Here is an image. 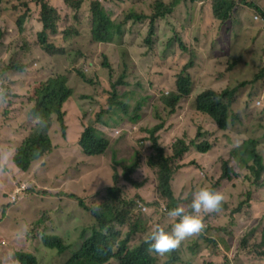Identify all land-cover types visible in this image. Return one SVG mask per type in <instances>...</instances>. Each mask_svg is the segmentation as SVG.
Instances as JSON below:
<instances>
[{
    "label": "trees",
    "instance_id": "trees-1",
    "mask_svg": "<svg viewBox=\"0 0 264 264\" xmlns=\"http://www.w3.org/2000/svg\"><path fill=\"white\" fill-rule=\"evenodd\" d=\"M227 1L239 12L249 10V23L253 16L260 14L255 11L256 7L264 5V0ZM205 2L17 0L10 9L17 34L23 32L28 22L38 27L32 36L42 54L53 63V71L23 92L15 89L11 92V96L23 93L26 97L33 122L29 127L33 131L17 144L12 160L17 169L25 172L35 160L52 152L48 125L57 121L65 132L63 105L74 97L77 83L90 89L88 94H81L84 96L78 101L79 120L83 121L86 114L79 111L81 105L91 103L99 108L77 139L84 162L104 155L111 142L109 137L117 138L121 134V127L108 111L110 108L125 110L127 106L123 103L134 96L168 92L161 99L162 105L174 112L180 102L188 113L185 124H179L176 129L171 126L162 133L163 137L168 133L172 138L183 136L177 140L176 146L181 143L182 146L174 151L173 158L192 147L190 149L198 152L199 157L206 155L209 160H216L224 182L215 184L230 197L227 199L224 194L225 204L228 202L229 206L215 216L221 217L222 232L230 231L231 234L236 223L245 227L236 240L238 254L235 259L240 255L247 260L235 262L264 264V181H260L264 172V45L252 52L237 51L231 45H228L229 54L222 51L221 44L226 42L212 24V10L215 19L230 27L237 16L235 12L231 13L233 10L226 1H221L219 8L213 6L211 11L202 10L196 14L194 7ZM1 4L2 0L0 13ZM260 31L261 27L249 26L239 41L247 37L252 42L263 43ZM29 40L30 37H25L23 43ZM82 43L86 45L85 50L80 48ZM77 59L83 60V69L77 66ZM113 63L116 67L122 66L121 78L104 87L105 72L112 69ZM216 65L223 66L226 71L233 67L245 68L249 78L230 87L223 73L205 83ZM25 69L23 61L2 68L17 75ZM244 92H247V100L241 99ZM139 106L140 102L135 110ZM106 114L110 118L104 121ZM138 118L139 115H135L129 120L135 122ZM162 127L157 124L150 133L154 135ZM162 149L157 139L152 138L146 161L156 172L161 196L175 207L178 201L170 185L171 164L175 160L166 157ZM197 160L190 165H196ZM111 163L112 168L119 163L114 153ZM137 166L135 155V160L126 169L131 171ZM115 184L106 187L101 198L100 191L95 193L89 189L99 201L90 206L84 204L83 198L69 194L89 213L93 224L88 226L89 234L83 238L78 250L60 264H108L113 259L119 264L156 263L157 253L149 250L147 239L140 238L138 244L130 246L131 238L137 234L136 224H132L126 233L119 229L126 221L127 205L121 206L122 191ZM191 191L193 188L188 190L182 203ZM40 242L58 254L69 249L62 238L55 235L43 234ZM178 252L175 248L169 251L170 261L176 259ZM223 253L220 264H227V252ZM14 255L17 264H56L38 260L31 252L18 250Z\"/></svg>",
    "mask_w": 264,
    "mask_h": 264
},
{
    "label": "rangeland",
    "instance_id": "rangeland-1",
    "mask_svg": "<svg viewBox=\"0 0 264 264\" xmlns=\"http://www.w3.org/2000/svg\"><path fill=\"white\" fill-rule=\"evenodd\" d=\"M16 3L17 0H2L0 13V264H17L14 253L18 250L31 252L43 262L60 264L66 261L72 252L78 250L83 238L89 234L88 226L92 222L89 213L81 208L75 199L70 198L69 194L83 198L84 204L90 206L99 202L95 193L100 191L101 198L104 189L112 186L114 182L122 191L121 206L127 205L126 221L119 229L126 233L132 224H136L138 228L137 234L131 238V247L138 244L140 238L147 239L157 224L170 230L174 221L163 209L167 202L158 189L154 168L148 166L146 161L149 138L138 134L136 129L131 133L130 122L125 123V129L117 137L118 140L110 138L111 142L104 155L84 162L77 139L84 129L83 126L95 118L94 115L99 112V108L91 103L89 106L86 103L81 105L79 111L86 114L83 121L79 120L78 101L84 96L81 94L86 95L90 92V89L81 83L74 85L76 87L74 97L63 105L66 117L64 123L67 126L65 132H62L63 128H60L57 121H52L48 125V136L53 145L52 152L35 160L25 172L14 165L12 157L15 147L33 131L29 130L33 122L26 97L23 93L11 96V92L13 89L23 92L28 86L42 80L44 75L53 71V63L42 54L32 36L38 27L28 22L24 25L23 32L17 34L10 13L11 7ZM249 12L246 10L242 13ZM227 26L225 24L220 29V34L226 42L225 45L221 44L222 51L229 54L228 45L234 48L235 36L229 35ZM25 37H30V40L24 44ZM80 48L85 50V43H82ZM89 58L92 59L93 56L89 55ZM21 61L26 65L23 73L17 75L16 72L2 70ZM75 62L79 68L83 69L85 66L83 60L77 59ZM222 67L214 66L204 82L208 83L225 73L226 84L232 87L249 78V71L245 68L233 67L226 71V68ZM112 68H114L112 73L105 72L104 87L107 86V82L116 81L122 74V66L116 67L113 63ZM196 88L194 87V90ZM246 93L241 95L242 100H247ZM137 97L134 96L126 102L134 106ZM257 103L258 101L255 102ZM146 106L138 110L139 113L146 115L141 126L151 125L156 119L155 112L163 113L157 102L153 105L147 103ZM152 106L157 110H151ZM181 116L176 121L185 124L188 117L186 109ZM109 118V114H106L104 121ZM142 128L140 127V130ZM169 135L166 134L167 137ZM217 136L220 137V133ZM161 146L166 157L175 160L171 164L173 174L170 185L174 198L178 201L177 205L184 207L186 211L191 210L193 193L200 182L208 184L224 182L220 166L213 158L211 161L206 155L199 157L198 152L193 149L173 158L174 151L181 148V145H171L168 138L164 139ZM113 153L119 163L112 168ZM135 155L138 158V166L128 171L126 166L135 160ZM194 160H197L196 165H190ZM198 169L200 173L205 171L203 176L198 175ZM190 188H193V191L189 192L186 202L182 203ZM225 194L228 199L230 194ZM13 195L14 200L11 199ZM139 204L145 207L144 211L139 209ZM221 206L227 208L229 204L228 202L225 204L223 200ZM217 212H202L203 228L186 237L175 247L179 251L176 259L170 261L169 250L164 254H156L155 264H220L224 251L233 253V256L238 254L236 240L245 227L241 223H236L231 234L230 231L222 232L223 223L220 216H215ZM43 234L62 238L69 249L62 254L48 250L40 242ZM246 260L240 255L235 259L236 262ZM108 264L119 263L113 259Z\"/></svg>",
    "mask_w": 264,
    "mask_h": 264
},
{
    "label": "clouds",
    "instance_id": "clouds-1",
    "mask_svg": "<svg viewBox=\"0 0 264 264\" xmlns=\"http://www.w3.org/2000/svg\"><path fill=\"white\" fill-rule=\"evenodd\" d=\"M221 1L228 2L227 0H206L205 4L203 5L198 4L196 7H194L193 11L196 12V14H198L202 10L211 11L213 6L215 8H219ZM229 4H230L231 9L233 10L231 11V13L235 12L237 16V20L234 23V25L232 27H230L229 25L227 26L229 35L231 37L235 36V38L233 39V41L235 42L234 49L237 51L252 52L257 47L261 48L264 45V42L255 43V42L250 41L249 38L247 37H245L243 41L241 42L239 41V39L240 37H243V35L247 33V28L249 26H253L256 29L261 27L260 34L262 37H264V25H262V23L264 24V5L256 7L255 11L258 14L259 13L260 14L253 16L251 19L252 23H249L248 16L251 15L250 12L248 14H243L242 13L243 11L239 12L235 7L232 8L233 5L231 3ZM261 15H263V17ZM212 24L215 27H217L219 30L224 26L219 20L215 19L213 15V10H212ZM113 69L114 68L106 70V72L108 71L109 73H112L111 71ZM121 75L118 77L116 81L111 80V82H107V83L111 84L113 82H117L118 80H120ZM167 93L168 92H164V94H162L161 92L159 94L154 93L146 97L138 96L136 102L134 103V106H131L129 103L125 101L123 103L127 106L125 110H122L117 107H112L108 111H111L114 122L121 127V132L122 130L125 129L124 127L125 123L130 122L132 124V127L129 128L131 130V133L134 132L133 130L136 129L135 131L138 134H141L144 137L147 136L149 138L148 147L152 145V138H156L160 146L163 143L165 138H168L170 140L171 145H175L177 144L178 139L183 138L182 135H176L175 137L172 138V137H163L162 133L165 129L171 126L176 127L180 124V122H177L176 120L185 111V108L182 107L180 102L176 106L174 112H172L169 108L164 107L161 103V99ZM138 102L141 103V106H139L138 109L135 110L136 104ZM155 102H157L162 107L161 111L163 113L159 114L155 112L154 117H156V119L154 120V122L151 125L141 126L142 122H144L142 120H145L146 115L139 113L138 110L141 107L142 108L147 107L146 106L147 103L153 105L155 104ZM258 104L259 102L256 105ZM180 107L182 108L180 109ZM150 108L151 110H154V111L157 110V108H154V106ZM135 115H139V118L135 122L130 121L129 118H132ZM157 124H162L163 127L161 130H159L154 135H152L150 133V130H152V128ZM140 127H143L142 130H140ZM180 145L182 146V143ZM190 148L192 147H189V149ZM204 173H205L204 170L202 173H200L198 169L199 176H203ZM260 181H264V172H262L260 175ZM224 194L225 192L217 188L215 182L212 183L211 185H208L204 182H200L198 184L196 192L193 193V197H192L191 205H190V209H191L190 211H186L184 207L179 206V205L175 207H171L169 202L166 201L167 205L163 207V209L164 211H167L166 215L169 218H172L174 222L172 223L170 230L157 224L150 231L149 235L147 236V241L149 242V250L157 254H164L167 251L175 248L186 237L196 232H199L203 228L202 212L204 213L216 212V211L219 212L223 210L224 207L221 206V203L226 197ZM138 207L139 209L143 211L145 210V207L142 206L141 204H139ZM226 257L228 259L227 264H236L234 260L235 254L233 256V253H226Z\"/></svg>",
    "mask_w": 264,
    "mask_h": 264
},
{
    "label": "built area",
    "instance_id": "built-area-1",
    "mask_svg": "<svg viewBox=\"0 0 264 264\" xmlns=\"http://www.w3.org/2000/svg\"><path fill=\"white\" fill-rule=\"evenodd\" d=\"M14 198H15V196L13 195V196L11 197V199L14 200Z\"/></svg>",
    "mask_w": 264,
    "mask_h": 264
}]
</instances>
